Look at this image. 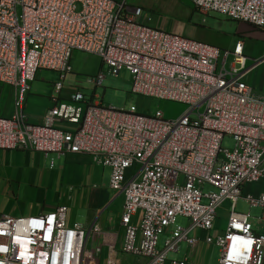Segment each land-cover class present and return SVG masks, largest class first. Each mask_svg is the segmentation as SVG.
Returning <instances> with one entry per match:
<instances>
[{"label":"built area","instance_id":"2783aa9c","mask_svg":"<svg viewBox=\"0 0 264 264\" xmlns=\"http://www.w3.org/2000/svg\"><path fill=\"white\" fill-rule=\"evenodd\" d=\"M188 1L202 13L264 30V0ZM141 14L125 0H0V88L11 92L10 114H0V149L85 155L110 169L109 188L123 196V242L120 249L107 245L104 264H195L167 259L182 243L190 250L199 245L201 239L190 235L194 229L205 231L204 243L219 247L216 264H263L264 233L235 208L243 198L263 209L264 220V193L242 197L245 184L264 179V92L246 81L264 56L249 57L242 39L221 48L153 28L138 21ZM74 51L96 55L107 73L128 71L132 92L186 109L174 119L160 110L138 114L104 107L77 90L71 101L85 103L77 128H56ZM40 69L58 74L55 105L44 123H31L24 106ZM104 76L99 71L92 84L100 86ZM225 136L232 149L221 146ZM206 184L217 191L203 193ZM223 202V233L212 238ZM66 212L60 205L29 217L0 215V264H84L88 239L100 229L67 226ZM176 216L188 218L186 227L171 229Z\"/></svg>","mask_w":264,"mask_h":264},{"label":"rangeland","instance_id":"374dc122","mask_svg":"<svg viewBox=\"0 0 264 264\" xmlns=\"http://www.w3.org/2000/svg\"><path fill=\"white\" fill-rule=\"evenodd\" d=\"M125 2L131 7L141 8L142 14L139 16L138 21L153 28L209 42L222 48L232 47L237 39H242L249 57L259 59L264 56V30L257 29L244 22L228 19L217 13H202L194 8L188 0H125ZM250 63L251 61H249ZM101 70L104 71L105 76L101 85L95 87L91 82V78ZM56 75L58 78L56 72L40 69L36 72L34 81L39 82V80H42L41 82L46 83L53 81ZM66 78L65 85L69 83L74 91L78 90L84 94L86 99H97L102 106L107 108L122 109L138 114H153L156 110H160L167 119L177 118L186 109V105L182 103L160 100L132 92V79L128 71L123 70L118 74L107 73L105 67L101 65V60L96 55L85 52H73L71 72L66 74ZM246 81L254 87L256 92H264V63L251 71L247 75ZM69 103L73 107L72 113H83L85 107L83 101H69ZM221 146L232 149L234 142L231 137L225 136ZM202 191L203 193H212L216 192L217 189L206 184L203 186ZM260 193H264V179L245 184L242 195H258ZM122 201L123 196L120 194L114 206L106 210V217L113 221L119 219V208ZM203 202H207V200L203 199ZM235 210L248 213L250 222H264L261 219L263 209L261 207H250L242 198L238 199ZM227 211L228 202H223L217 208L215 221L209 230V235L212 238L223 233L220 228L222 222L227 219ZM187 224L188 218L176 216L175 224L171 226V229L178 226L186 227ZM190 235L201 239L199 245L192 247L190 250L185 243H182L177 252L167 253V259L181 260L188 255V261L193 263L216 264L220 256V249L202 241L205 231L194 229L190 232ZM165 238L166 235L160 237L159 246H162ZM106 259V248L101 254H96L92 251V248L86 247L84 264H104Z\"/></svg>","mask_w":264,"mask_h":264},{"label":"crops","instance_id":"0c3cea01","mask_svg":"<svg viewBox=\"0 0 264 264\" xmlns=\"http://www.w3.org/2000/svg\"><path fill=\"white\" fill-rule=\"evenodd\" d=\"M66 79L65 77L57 100L60 117L53 125L59 129L73 131L77 128L82 113L71 112L73 107L69 101L75 91L69 83L65 85ZM57 80L56 75L53 81L32 82L24 106V114L29 122H45L44 115L55 105L54 83ZM0 89V114L9 115L10 89L5 86ZM109 176L107 167L93 164L85 155L0 149V215L29 217L49 213L56 207L65 205L67 226L79 224L89 227L96 224L99 227L100 232L90 236L87 243V247L92 248L93 252L101 254L105 248L107 250L108 244H114L116 249H120L123 242V230L119 227L120 218L113 221L105 215L106 210L114 206L120 195L109 188ZM122 205L123 201L119 208L120 214ZM140 216L141 212H137L132 222L138 224ZM225 222H222L221 230ZM251 224L256 231L264 233V222ZM187 257L188 255L184 258Z\"/></svg>","mask_w":264,"mask_h":264}]
</instances>
